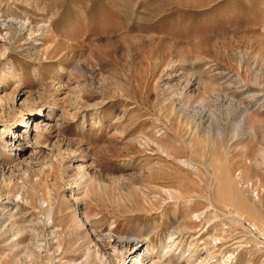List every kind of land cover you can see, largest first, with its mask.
Wrapping results in <instances>:
<instances>
[{
  "label": "rangeland",
  "instance_id": "1",
  "mask_svg": "<svg viewBox=\"0 0 264 264\" xmlns=\"http://www.w3.org/2000/svg\"><path fill=\"white\" fill-rule=\"evenodd\" d=\"M0 20V264L51 239L79 260L102 233L155 248L174 231L186 249L203 210L198 243L264 264V0H0ZM55 198L54 235L17 237Z\"/></svg>",
  "mask_w": 264,
  "mask_h": 264
},
{
  "label": "bare ground",
  "instance_id": "2",
  "mask_svg": "<svg viewBox=\"0 0 264 264\" xmlns=\"http://www.w3.org/2000/svg\"><path fill=\"white\" fill-rule=\"evenodd\" d=\"M0 28H2V30H0V41L4 42L5 39L7 38L8 31H9L6 20H0ZM31 32H32L31 27L28 26V24L25 25L23 23L22 25L20 23L15 31L16 35L24 33L27 36L31 35ZM6 70L8 74H12L13 72L12 64H9ZM37 112L41 115L42 109L38 108ZM23 125L24 124L20 126L22 127ZM25 125L26 127H28V122ZM5 129H8V127L5 126L2 130H0V133L4 131ZM20 135H21L20 133H17L16 138L12 137L11 138L12 141L10 143L12 144L15 141H19V139L21 138ZM30 150L32 152L36 151L34 148H31ZM261 155L264 158V149L262 150ZM83 174L84 173H79L78 180H76L77 183L75 184V190L71 189L69 192V195L72 197V200L75 203H77L78 201H84V198L89 197L90 192H91V186L89 183L90 180H87L84 177L85 175ZM164 193L167 194V197L171 196L172 194L170 193L168 189H165ZM21 199L22 198L20 197V195H16V202L12 203L13 204L12 206L15 207L14 209L13 208L12 209L13 210L17 209V214L20 210V206L18 204L19 201H21V203H25L23 205L29 204V202H27L29 201L28 199L27 201H24V202ZM58 202L59 201L56 198L49 202L45 201L44 199L39 200L40 208L45 213L44 218L39 221V224L41 227L39 231L36 229L23 230L17 226V229L15 230H13L12 228L13 232L17 234V237L19 235H24V234L37 235V233L39 232L43 233L44 230H46L47 233L54 235L55 231L54 229H52L53 228L52 225H53V222L55 221L56 206ZM4 205L6 204L5 203L2 204V207H0V211L4 209ZM208 212L206 210H203L199 214L194 213L190 216L193 222H197L201 226H199L200 228L194 230L193 234L191 233L192 236L194 234H197V235L194 237L195 239L194 242L188 243L186 249H183V247H180L181 246V244H179L180 239L178 238L177 235L174 234V231L172 232L169 231L170 233L166 236V238L158 244V247H155V248L151 246L150 243L146 241L144 238L134 236L133 234H132L133 236L126 235L124 237H119L117 235L116 237H113L112 236L113 234L110 235L108 233L107 234L102 233L101 236L97 235V239L101 240V243L104 241L102 247L100 248L97 247L96 249L95 247L93 248V246H95L96 243L92 241L93 239H90L87 237V240L85 239L86 248L83 249L84 253L82 252L84 255L79 260L72 258L71 261H67V263L65 264H182L183 261H185L186 264H189V262L192 259H193L192 261L196 260V262L193 264H235V261L233 259L234 257L231 253L225 254L223 253V251H220L221 253L219 254L218 257H214L213 254H211V251H210L211 246L210 247L208 246L211 239L208 235L206 237H203L202 241L198 243L199 235L204 233L203 234L204 236L207 234L206 230L209 227V226L207 227L209 223V219H210L209 216H212V215H209L210 213ZM234 213L237 218L239 217L242 218L241 215L237 211L233 212V214ZM220 222H221L220 226H221V231H222L221 236L212 238V241L214 244L218 243L219 245L222 246L226 242V239L224 236L223 222L222 220ZM2 230L3 228H0V233L3 232ZM51 242H54L55 244V250L53 251H50L48 249V244H49L48 242L47 243L43 242L37 245L36 250H34L33 252L27 253L30 260L34 259V261L31 264H44L42 263L43 260L46 261V264H64L58 261L59 255L63 252V247L60 244H58L57 239L55 240L51 239ZM199 244L202 245L201 248H198ZM74 248L76 249V247ZM200 255H203V256H200Z\"/></svg>",
  "mask_w": 264,
  "mask_h": 264
}]
</instances>
